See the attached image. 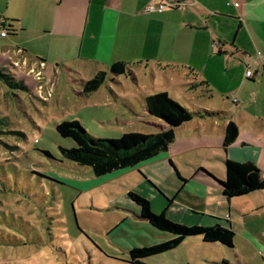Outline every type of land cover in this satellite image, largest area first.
Segmentation results:
<instances>
[{
	"label": "crops",
	"instance_id": "crops-1",
	"mask_svg": "<svg viewBox=\"0 0 264 264\" xmlns=\"http://www.w3.org/2000/svg\"><path fill=\"white\" fill-rule=\"evenodd\" d=\"M157 1L19 0L24 11L28 7L34 16H42L36 25L47 35L41 39L44 51L35 52L39 57L32 60L24 44L5 52L0 49V68L11 70L28 92L38 94L53 77L66 73L74 77L71 82L80 89L75 96L85 99L84 107L102 111L114 104L116 112L145 117L149 121L142 125L157 130L166 125L147 113L145 97L149 94L164 91L189 111L206 113L175 127V138L165 152L107 175L136 170L152 181L143 169L148 165H155L167 178L175 172L181 184L169 203L183 192L207 198L210 204L205 206H211L209 218L213 221L195 225L230 227L234 237L239 233L252 256L260 258L258 264H264L263 222L254 224V216L264 213V62L259 58L264 57V0H181L184 8L144 11ZM12 18L15 24H6L15 32L7 36L27 31L28 24L21 15ZM116 62L125 63L127 71L111 73L110 66ZM248 68L253 72L250 78L245 76ZM31 69L40 71V80ZM99 71L106 72L104 83L83 94V81ZM112 96L120 103H113ZM229 122L235 124L237 136L223 146ZM148 170L159 174L155 168ZM190 183L196 191L191 190ZM163 237L171 238L165 233ZM190 238L200 237L186 238L176 248ZM236 246L233 243L230 249Z\"/></svg>",
	"mask_w": 264,
	"mask_h": 264
},
{
	"label": "rangeland",
	"instance_id": "rangeland-1",
	"mask_svg": "<svg viewBox=\"0 0 264 264\" xmlns=\"http://www.w3.org/2000/svg\"><path fill=\"white\" fill-rule=\"evenodd\" d=\"M23 9L19 0H0V19L15 24L12 17L18 14L28 24L27 31L18 36L0 37V49L5 52L24 44L29 57L37 60L39 56L34 53L44 51L41 39L47 38L36 25L42 16H34L31 8ZM0 74L14 77L8 68H0ZM72 78L66 73L56 75L38 94L35 90L12 89L0 76V264H136L130 260V249L166 238L138 217L127 196L129 190L145 198L152 213L164 212L174 223L211 224L212 208L205 206L210 204L207 198L183 192L169 203L181 184L175 172L167 178L155 165H148L143 169L152 181L136 170L95 177L89 168L60 155L59 146L74 145L55 130L63 120L75 119L86 132L102 139L118 138L127 131H158L142 125L149 121L145 117L116 112L114 104L102 111L84 107L85 99L75 96L80 89ZM26 82L32 84L30 78ZM112 101L121 100L112 96ZM150 168H155L158 176L151 174ZM207 175L227 186L213 174ZM190 187L196 191L192 183ZM260 214L254 216V224L262 221L260 229H264V213ZM233 243L235 250L190 238L181 247L143 258L139 264L260 263V258L255 259L243 246L239 233Z\"/></svg>",
	"mask_w": 264,
	"mask_h": 264
},
{
	"label": "trees",
	"instance_id": "trees-1",
	"mask_svg": "<svg viewBox=\"0 0 264 264\" xmlns=\"http://www.w3.org/2000/svg\"><path fill=\"white\" fill-rule=\"evenodd\" d=\"M6 26L7 35L15 32L10 24ZM127 69L126 64L122 62L110 66V71L114 74L125 73ZM0 76L10 88L28 91L21 80L14 77L7 78L4 74ZM105 78L106 72L99 71L90 79L83 81L82 93L97 90L104 83ZM145 106L149 115L165 123L164 129L155 133L131 131L122 133L118 138L102 139L86 132L76 120H63L56 124L55 130L61 137L70 138L74 145L59 146L60 155L77 166L89 168L97 177L104 176L114 171L131 168L165 152L175 138V127L189 121L195 115L206 114L189 111L164 91L147 95ZM236 136L237 128L233 122H229L225 128L223 146L231 144ZM261 186L264 189V180L261 181ZM127 196L138 207L139 218L146 220L158 231L171 236L170 239L160 243L130 249L129 256L132 263L139 264L143 258L170 251L189 237H200L206 243L218 242L227 248L233 247L234 232L230 227L219 224L187 226L174 223L165 217L164 212L159 215L152 213L148 201L137 193L130 191Z\"/></svg>",
	"mask_w": 264,
	"mask_h": 264
},
{
	"label": "built area",
	"instance_id": "built-area-1",
	"mask_svg": "<svg viewBox=\"0 0 264 264\" xmlns=\"http://www.w3.org/2000/svg\"><path fill=\"white\" fill-rule=\"evenodd\" d=\"M185 4L181 0H158L156 3H149L145 8V12H161L165 8H184ZM7 36V26L4 19H0V37ZM260 60L264 62V57L262 55H259ZM41 66H43V63H40ZM35 74V77L40 80L41 79V73L40 71H35L34 69L30 70ZM253 75V72L250 68H248L245 72V76L247 78H250ZM42 88L41 85L38 86V89L40 90ZM47 94H50V90L47 92Z\"/></svg>",
	"mask_w": 264,
	"mask_h": 264
}]
</instances>
